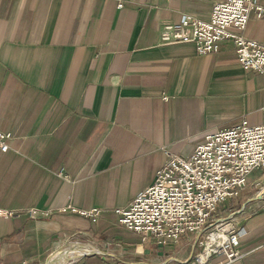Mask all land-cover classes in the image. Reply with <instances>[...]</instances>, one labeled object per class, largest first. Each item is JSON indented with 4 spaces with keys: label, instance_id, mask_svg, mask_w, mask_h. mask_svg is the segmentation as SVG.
<instances>
[{
    "label": "crops",
    "instance_id": "0c3cea01",
    "mask_svg": "<svg viewBox=\"0 0 264 264\" xmlns=\"http://www.w3.org/2000/svg\"><path fill=\"white\" fill-rule=\"evenodd\" d=\"M219 1L0 0V130L13 134L0 211L14 214L0 217V264H195L198 237L144 244L117 210L154 184L167 152L189 157L207 134L263 121L264 76L233 42L206 56L161 44L165 24L207 20ZM263 194L238 210L246 255L234 264H264Z\"/></svg>",
    "mask_w": 264,
    "mask_h": 264
},
{
    "label": "built area",
    "instance_id": "2783aa9c",
    "mask_svg": "<svg viewBox=\"0 0 264 264\" xmlns=\"http://www.w3.org/2000/svg\"><path fill=\"white\" fill-rule=\"evenodd\" d=\"M261 1L222 0L214 4L207 20L187 15L180 22L167 23L161 32V44H192L199 55L206 56L219 53L221 45L231 41L243 68L264 76V42L240 33L247 29L253 15L264 19ZM12 139L11 132L0 130V153L10 150ZM167 156L166 164L156 172L154 184L126 209L117 210L119 224L143 236L144 244L151 235L159 244L168 245L198 234L196 245L200 252L195 255V264H208L220 257L225 259L224 264L243 259L246 254L239 246L238 211L221 217L219 209L228 199L245 192L254 171L264 170V109L259 125L244 121L207 134L189 157L169 152ZM259 184L258 181L254 185ZM60 211L94 220L102 212L81 211L72 206ZM29 215L37 219L50 214L33 209ZM12 216L11 212L0 211V217Z\"/></svg>",
    "mask_w": 264,
    "mask_h": 264
},
{
    "label": "rangeland",
    "instance_id": "374dc122",
    "mask_svg": "<svg viewBox=\"0 0 264 264\" xmlns=\"http://www.w3.org/2000/svg\"><path fill=\"white\" fill-rule=\"evenodd\" d=\"M261 4L264 5V0L261 1ZM242 35L249 37V38H256L260 40H264V19L258 20L256 19L255 15L252 16L247 29L243 32H240ZM249 184L245 190V192L239 196L238 198H231L228 199L222 208L225 209V211H220L219 215L221 217H227L230 213L236 212L239 210L241 206L244 205L245 201L250 198H256V196L264 190V170H256L254 171L250 177H249ZM261 181V184L257 187H255V183ZM263 182V183H262ZM261 196H264L261 195ZM138 235V234H137ZM139 236L138 241H142L143 236ZM198 237L197 235H193V237ZM150 241H154L157 244V238L153 235L148 237ZM203 239V237L201 238ZM192 246H189V249L191 250ZM200 250V247H197L196 252ZM218 262V261H217ZM213 264H216V261L212 262Z\"/></svg>",
    "mask_w": 264,
    "mask_h": 264
},
{
    "label": "bare ground",
    "instance_id": "6f19581e",
    "mask_svg": "<svg viewBox=\"0 0 264 264\" xmlns=\"http://www.w3.org/2000/svg\"><path fill=\"white\" fill-rule=\"evenodd\" d=\"M75 253H77V254H83V253H85V252H83V251H81L80 249H78ZM86 253H88V252H86ZM85 255V254H84ZM69 256H71V255H69ZM69 256H68V259H69ZM72 257V259H75V257L76 256H71ZM56 264H59V262H57Z\"/></svg>",
    "mask_w": 264,
    "mask_h": 264
},
{
    "label": "trees",
    "instance_id": "16d2710c",
    "mask_svg": "<svg viewBox=\"0 0 264 264\" xmlns=\"http://www.w3.org/2000/svg\"><path fill=\"white\" fill-rule=\"evenodd\" d=\"M220 211L223 212V211H225V209L221 207V208L219 209V212H220Z\"/></svg>",
    "mask_w": 264,
    "mask_h": 264
},
{
    "label": "water",
    "instance_id": "95a60500",
    "mask_svg": "<svg viewBox=\"0 0 264 264\" xmlns=\"http://www.w3.org/2000/svg\"><path fill=\"white\" fill-rule=\"evenodd\" d=\"M148 253V252H147Z\"/></svg>",
    "mask_w": 264,
    "mask_h": 264
}]
</instances>
